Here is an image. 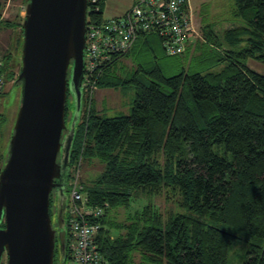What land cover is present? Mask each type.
I'll return each instance as SVG.
<instances>
[{
	"label": "trees",
	"instance_id": "1",
	"mask_svg": "<svg viewBox=\"0 0 264 264\" xmlns=\"http://www.w3.org/2000/svg\"><path fill=\"white\" fill-rule=\"evenodd\" d=\"M233 1L241 25L227 28L222 37L209 25L201 28L194 55L205 44L223 53L204 68L189 70L179 62L178 72L165 75L156 55L152 64L134 61L133 53H154L158 46L167 55L157 34L142 33L128 51L113 56L96 82L100 88H132L129 113L105 117L92 106L82 110V96L69 181L78 161L102 164L81 184L87 203L103 209L96 242L109 264H227L229 247L241 235L249 239L244 264H264V75L245 63L264 64V0ZM5 2L0 0V25L7 26ZM103 2L88 12L87 23L103 21ZM129 56L134 68L126 70L118 64ZM174 56L185 63L196 57L190 47ZM196 59L202 62L201 54ZM226 60L221 70L209 71ZM73 110L67 92L68 128ZM7 158L8 153L4 164ZM154 195L173 201L170 210L162 213L144 203L123 220L113 217L134 198ZM53 203L50 195L54 253L65 264L69 235L53 214Z\"/></svg>",
	"mask_w": 264,
	"mask_h": 264
},
{
	"label": "water",
	"instance_id": "2",
	"mask_svg": "<svg viewBox=\"0 0 264 264\" xmlns=\"http://www.w3.org/2000/svg\"><path fill=\"white\" fill-rule=\"evenodd\" d=\"M86 6L87 0H28L25 5L17 74L21 99L0 171V262L5 253L6 264H53L56 233L49 209L54 188L57 217L65 228L60 181L62 173L68 176L81 109ZM68 90L74 110L61 140Z\"/></svg>",
	"mask_w": 264,
	"mask_h": 264
},
{
	"label": "rangeland",
	"instance_id": "3",
	"mask_svg": "<svg viewBox=\"0 0 264 264\" xmlns=\"http://www.w3.org/2000/svg\"><path fill=\"white\" fill-rule=\"evenodd\" d=\"M127 2L128 0H124ZM130 1V0H129ZM193 4L199 6L198 12L193 14L194 34L191 40L196 38L202 39L201 27L209 25L210 29L222 37L223 32L227 31V28L234 27L233 25H241L242 21L239 17L234 15V1L233 0H192ZM27 0H9V4L6 6V2L3 8L2 16L9 20L8 25H0V56L2 60L1 75L4 79V92L0 96V168L4 164L5 156L8 153L9 140L13 132L14 121L17 110L20 105L21 99V85L16 83L15 77L21 66V46H22V26L21 22L24 18V9ZM109 7H115V3L108 2ZM234 6V7H233ZM21 20V22H19ZM202 20V21H201ZM222 42V41H220ZM204 50L198 52V55H194V49L190 50V56H199L201 54V61L196 57L190 58L186 63L177 56H167L163 54L161 47H157L154 53L147 51L146 54L133 53L134 61L145 60L152 64L154 60L153 55H156L160 66L165 72V75H171L179 71L178 66L181 63L185 68L189 70H199L210 64L214 60L215 56L223 55L222 52L213 50L208 45H204ZM208 58L207 60H205ZM134 61L131 56L122 59L118 65H122L124 69H133ZM180 62V63H179ZM227 63V60L215 64L209 69V71L217 72ZM246 65L252 70L264 75V64L254 59H248L245 61ZM16 73L15 77H11V73ZM134 97V90L130 87L124 88H100L96 87L91 100L87 95L83 96L84 108L92 106L97 109L102 116L111 117L119 114H128L129 107ZM75 164L72 165V169ZM102 170V164L96 160L88 162L84 160L79 163V178L80 182H86L93 179ZM68 209L72 207L73 201L68 192ZM53 201H56V193H52ZM144 203H152L160 212L170 210L172 202H169L162 196L152 197H139L134 198L129 208L118 209L113 215L116 220H123L129 212H133L141 208ZM51 209H55L54 206ZM58 229V226H55ZM115 236L116 231L111 233ZM249 247V239L245 235H241L240 238L235 241L229 247L227 264H244L246 259V251ZM2 264H6V254L2 256ZM65 264H78L69 256L66 259Z\"/></svg>",
	"mask_w": 264,
	"mask_h": 264
},
{
	"label": "built area",
	"instance_id": "4",
	"mask_svg": "<svg viewBox=\"0 0 264 264\" xmlns=\"http://www.w3.org/2000/svg\"><path fill=\"white\" fill-rule=\"evenodd\" d=\"M103 1L87 0V13L96 12ZM8 4L9 0H6V6ZM194 31L189 0H134L131 7L120 16L103 19L100 23L86 22L82 96L87 95L91 100L103 67L112 61L114 55L128 51L140 34H157L165 53L174 56L184 52ZM2 66L0 56V93L5 85L1 75ZM79 163L72 169L69 194L73 205L69 209L67 207L64 222L69 235L68 256L78 264H109L99 252L96 242L97 233L102 227L99 219L103 209L87 203L79 178Z\"/></svg>",
	"mask_w": 264,
	"mask_h": 264
},
{
	"label": "crops",
	"instance_id": "5",
	"mask_svg": "<svg viewBox=\"0 0 264 264\" xmlns=\"http://www.w3.org/2000/svg\"><path fill=\"white\" fill-rule=\"evenodd\" d=\"M110 1L115 3V7H113V8L109 7V5H108L109 0H104L103 7H102L103 19L116 17V16H120V15L124 14L131 7V5L134 2V0H130V1L128 0L127 2H125L124 0H110ZM189 2H190L192 12L194 14L195 11H196V13L198 12L197 8L199 6H201L203 1H200L201 4L198 7L193 4L192 0H189ZM19 22H21V20ZM191 39L188 40V42L186 44V47H190V50L194 49V45L198 41L197 38L195 40H191Z\"/></svg>",
	"mask_w": 264,
	"mask_h": 264
},
{
	"label": "flooded vegetation",
	"instance_id": "6",
	"mask_svg": "<svg viewBox=\"0 0 264 264\" xmlns=\"http://www.w3.org/2000/svg\"><path fill=\"white\" fill-rule=\"evenodd\" d=\"M69 75H70V71L68 70V74H67V79L68 80H69ZM67 92L69 93L70 91L68 90ZM66 126H67L66 129L62 132V138H61V140H63L66 137V135L68 134V132H69L68 125L66 124ZM61 153L62 152L60 151L59 154H58V156H57V160L58 161H59V159L61 157ZM68 173H67L68 176H66L65 172L62 173V175H61V181H60V183H62L63 186H64L63 187V196L65 198L64 203H63V205H64L63 218H65L66 210H67V207H68V195H67L68 192H69V174ZM53 191L56 193L57 192V189L54 188L52 190V193H53ZM52 193H51V200L53 201ZM53 204H54V208H55L53 214L56 213L57 216H58L59 215L60 206H59V199L57 197V194H56V201ZM52 211H53V209H52ZM53 264H61L60 261L58 260L57 254H55V253H54V257H53Z\"/></svg>",
	"mask_w": 264,
	"mask_h": 264
},
{
	"label": "bare ground",
	"instance_id": "7",
	"mask_svg": "<svg viewBox=\"0 0 264 264\" xmlns=\"http://www.w3.org/2000/svg\"><path fill=\"white\" fill-rule=\"evenodd\" d=\"M87 10H89V6H88V5L86 6V12H87ZM87 14H88V13H87Z\"/></svg>",
	"mask_w": 264,
	"mask_h": 264
}]
</instances>
